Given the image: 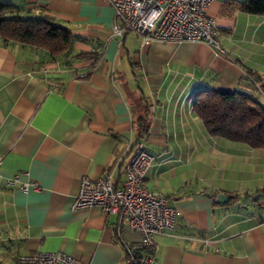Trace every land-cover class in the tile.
<instances>
[{
	"label": "crops",
	"instance_id": "0c3cea01",
	"mask_svg": "<svg viewBox=\"0 0 264 264\" xmlns=\"http://www.w3.org/2000/svg\"><path fill=\"white\" fill-rule=\"evenodd\" d=\"M3 1L50 17L76 39L60 59L0 39V264L54 251L85 264L126 263L124 247L140 232H118L116 216L72 204L83 176L123 184L146 109L140 143L156 161L145 187L177 214L174 228L156 236L158 264H264V148L212 136L195 112L204 89L264 90V14L247 12L249 0H214L216 49L121 39L107 0ZM20 172L41 190L8 187ZM222 193L229 202H217Z\"/></svg>",
	"mask_w": 264,
	"mask_h": 264
},
{
	"label": "built area",
	"instance_id": "2783aa9c",
	"mask_svg": "<svg viewBox=\"0 0 264 264\" xmlns=\"http://www.w3.org/2000/svg\"><path fill=\"white\" fill-rule=\"evenodd\" d=\"M121 21L113 33L121 39L125 34L145 41L204 42L220 49L216 19L209 14L214 0H107ZM264 96V90L257 85ZM156 161V156L139 143L125 165L126 179L119 187L112 183L111 174L92 180L85 176L73 201L72 209L98 207L104 214L117 218L118 232L127 225L141 234L136 245H125L126 263L135 264V252L145 249L141 264H158L153 257L156 236L172 230L176 211L170 200L158 191L145 187L144 179ZM24 177V179H23ZM7 186L27 192L40 191L39 183L27 172L14 174ZM12 264H85L62 251L38 252L18 256Z\"/></svg>",
	"mask_w": 264,
	"mask_h": 264
},
{
	"label": "trees",
	"instance_id": "16d2710c",
	"mask_svg": "<svg viewBox=\"0 0 264 264\" xmlns=\"http://www.w3.org/2000/svg\"><path fill=\"white\" fill-rule=\"evenodd\" d=\"M244 9L251 14H264V0H249ZM0 39L5 47L28 45L44 50L52 59H60L71 53L76 37L69 30L54 25L48 16H24L19 6L0 0ZM195 112L212 136L244 143L251 148H264V96L259 90H201ZM136 127L138 141L131 152L148 135V109L139 116ZM145 252V249L135 252V264L142 263Z\"/></svg>",
	"mask_w": 264,
	"mask_h": 264
},
{
	"label": "water",
	"instance_id": "95a60500",
	"mask_svg": "<svg viewBox=\"0 0 264 264\" xmlns=\"http://www.w3.org/2000/svg\"><path fill=\"white\" fill-rule=\"evenodd\" d=\"M229 196H227L226 194H220V195H218V198H217V202L218 203H227V202H229Z\"/></svg>",
	"mask_w": 264,
	"mask_h": 264
}]
</instances>
